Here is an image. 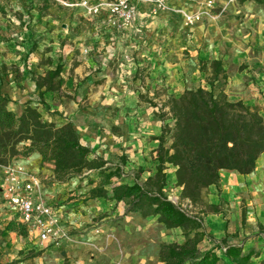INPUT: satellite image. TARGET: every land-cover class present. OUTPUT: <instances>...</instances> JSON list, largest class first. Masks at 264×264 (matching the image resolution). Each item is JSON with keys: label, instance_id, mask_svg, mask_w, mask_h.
I'll return each instance as SVG.
<instances>
[{"label": "crops", "instance_id": "crops-1", "mask_svg": "<svg viewBox=\"0 0 264 264\" xmlns=\"http://www.w3.org/2000/svg\"><path fill=\"white\" fill-rule=\"evenodd\" d=\"M166 2L169 11L153 17L148 7H142L132 26L118 31L108 25L106 14L92 18L82 8H65L59 0H0V98L9 101V110L17 116L31 106L47 122L72 123L81 143L90 149L91 159L138 174L140 183L156 174L157 139L168 125L140 98L150 84L155 90L165 83L167 99L179 98L186 90H209L206 79L211 70L201 72L199 62L221 61L228 76L224 92L231 100L257 108L264 118V7L234 8L227 17H203L202 23L189 28L178 12L198 14L206 0ZM217 2L216 10L222 3ZM184 50L192 60L184 58ZM58 67L62 73L52 84L56 87L61 79V87L39 88L38 81ZM13 162L39 178L41 185L31 195L35 201L53 208L71 235L89 234L83 230L89 213L75 214L74 206L67 203L77 197L80 177L56 183L52 165L42 167L38 154ZM175 172L169 167L166 174L177 185ZM220 177L219 185L210 187L204 200L222 213L203 214L206 232L217 243L228 237L230 244L259 254L252 262L264 264V154L251 175L222 171ZM101 205L87 203L96 211ZM11 222L19 223L20 217L3 199L0 174V263L20 261L33 250H46L47 255L54 249L40 247L37 234L22 236L8 230Z\"/></svg>", "mask_w": 264, "mask_h": 264}, {"label": "trees", "instance_id": "trees-1", "mask_svg": "<svg viewBox=\"0 0 264 264\" xmlns=\"http://www.w3.org/2000/svg\"><path fill=\"white\" fill-rule=\"evenodd\" d=\"M223 64L213 62V80L210 89L186 90L179 98H169L160 113L163 122L170 116L173 127L164 126L157 140L155 152L156 174L144 184L133 185L115 182L122 169L109 167L100 158L91 159L72 123L61 126L45 121L41 113L28 106L22 115L9 110V101L0 98V164L7 165L17 158L41 157L42 167L52 165L54 181L67 183L87 172H99L101 182L88 192L89 200L126 203L129 212L140 213L144 218L154 217L168 230L184 232L183 244H164L159 258L162 264H253L256 254L245 252L243 247L229 243L225 237L217 240L204 228L201 215L189 216L165 194L166 171L176 169L177 186L182 189L181 199L197 208H209V214H221L217 206L205 203V193L218 186L222 171H235L247 176L254 173L257 161L264 154V118L257 108L243 101H234L216 81L223 75ZM62 67L38 81L39 88L55 90L52 81L60 77ZM106 187H110L108 190ZM8 230L27 235V229L11 222ZM205 241H215L209 250H202Z\"/></svg>", "mask_w": 264, "mask_h": 264}, {"label": "rangeland", "instance_id": "rangeland-1", "mask_svg": "<svg viewBox=\"0 0 264 264\" xmlns=\"http://www.w3.org/2000/svg\"><path fill=\"white\" fill-rule=\"evenodd\" d=\"M59 1L65 8L69 9L71 8L69 7L70 4L80 0ZM217 1L219 0H216L214 9L209 13L208 10L204 8L203 12H207L203 16L204 19L207 17L210 20H218L221 17H227L230 12H233L234 8L247 9L251 8V5L257 8L264 7V0H234L232 3L230 0H221V7L216 10ZM180 12H183V10ZM241 16L240 13L237 15V21L240 20ZM202 22L201 20L200 23ZM178 23H180V21H178ZM195 26L189 28H194ZM181 39H183V41L185 40L183 34ZM183 56L184 58L192 60L190 59L191 54L188 50L183 51ZM221 63L223 64V70L227 76L226 65L223 62ZM212 64L213 62L205 63L200 61L198 67V70L201 72L204 71L205 73H207L210 68L212 75L206 79V83L209 86L211 80L214 78ZM194 65L197 64L195 63L193 66ZM194 67L197 69L196 66ZM230 71H232V69H230L229 72ZM145 78L144 76L141 77L142 81H145ZM218 81V83L216 81L217 88L225 90L224 88L227 80H225L224 76L220 75ZM147 85H149V83H147ZM148 88L149 89H147V87L144 88L146 90L141 93L140 98L154 109L153 112L156 116L159 117L160 113L167 115V111L162 112L159 107L168 100L165 83L159 85L155 90L152 89L151 84ZM168 118H170V116L166 117L165 122L161 121L163 125L168 124L172 128L173 122ZM159 119L161 118L159 117ZM79 177L81 178L79 181L82 183V186L78 188L79 193L77 197L69 198L67 203L70 206H74L75 214H77L78 211L80 215L82 214L81 216L85 215V212L89 213V223L86 228H83V230H87L89 234H70L71 240L60 248L53 247L54 249L51 250L50 254L46 255L48 252L46 250H33L28 252L22 260L11 264H17L19 262L24 264H162L159 258L162 245L173 243L183 244L185 242V235L182 230H168L158 221V218H144L140 213L129 212V206L126 203L118 204L116 202L110 203V201L105 200H89L88 192L101 182L99 172H87ZM139 177L140 175L138 174H130L122 170L120 178L115 179V182L130 185L134 184L136 182L135 180ZM167 182L165 194L168 199L174 204L183 202L184 200L181 199V191L178 189V186L170 183L168 179ZM106 188L108 190L110 189V187ZM89 201H95L96 203L102 202L101 210L96 211L95 207L89 208V206H87ZM82 208L89 209L81 212ZM202 210L206 212V214L210 211L207 207L200 209L194 206L193 212L200 215ZM201 219L203 222V215H201ZM108 224L112 227L106 230V228H109L105 227ZM91 232L93 234H90ZM215 245L216 243L214 241H210L204 243V245L200 247L204 251Z\"/></svg>", "mask_w": 264, "mask_h": 264}, {"label": "built area", "instance_id": "built-area-1", "mask_svg": "<svg viewBox=\"0 0 264 264\" xmlns=\"http://www.w3.org/2000/svg\"><path fill=\"white\" fill-rule=\"evenodd\" d=\"M193 3L196 0H186ZM234 0H230L232 3ZM216 0H206L205 9L208 13L214 9ZM71 8H82L89 17H97L106 14L109 26L118 31L130 28L138 16L142 7L149 8V14L153 17L169 11L166 0H112L101 1L95 4L88 0H80L69 5ZM182 15L186 27H193L200 23L204 14L200 12ZM87 53V51L85 52ZM160 109L163 108L159 106ZM168 111V109L163 110ZM2 176V196L8 207L13 209L20 217V222L28 233L37 234L40 247L52 246L62 247L71 240L70 233L63 227L61 221L56 217L53 208L42 200L35 201L31 196L41 183L39 178L33 174L25 165L11 162L7 165L0 164ZM185 214L196 216L193 212L194 206L188 200L176 204Z\"/></svg>", "mask_w": 264, "mask_h": 264}]
</instances>
